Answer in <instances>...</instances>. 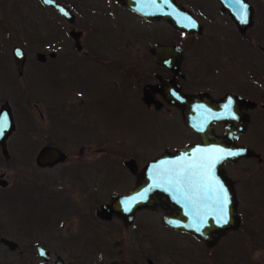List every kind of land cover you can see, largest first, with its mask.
<instances>
[{"label": "rangeland", "instance_id": "1", "mask_svg": "<svg viewBox=\"0 0 264 264\" xmlns=\"http://www.w3.org/2000/svg\"><path fill=\"white\" fill-rule=\"evenodd\" d=\"M56 1L71 10V24L39 0H0V104L7 100L15 124L7 138L8 159L0 153V172H5L8 184L0 187V236L16 242L24 252H32V243L41 242L50 252L64 256L97 253L99 261L115 258L126 264H141V249L149 246L155 258L157 252L172 254L167 264H264V108L259 106L264 98V55L257 47L264 51V0H247L252 20L243 34L235 31L226 14L220 15L213 0L206 8L197 0H178L204 25L199 34L190 35L161 19L137 17L113 0ZM70 29L81 32L79 43L89 51L87 58L80 59L98 56L103 66L72 57ZM153 42L182 47L184 68L193 69L182 82L187 89L202 87L218 96L239 90V83L257 102L236 143L251 148L259 159L224 163L234 187L239 226L209 248L181 230L162 226L158 208L135 211L125 226L115 216L105 220L92 213L109 194L130 190L132 174L123 161L133 158L137 168L142 167L164 150L182 148L194 139L178 113L127 110L123 96L115 95L114 86L120 88L121 80L127 79L128 102H134L140 71L141 84L154 81L158 64L149 53ZM14 45L26 56L21 75L12 62ZM50 50L57 52L54 63L61 64L64 56L79 61L68 79L51 81L43 72L35 73L47 67L37 64L35 52ZM63 97L66 106L75 104L63 125L46 126L45 118L29 110L34 102L45 115L47 101L57 103ZM79 98L80 117L75 111ZM91 128L97 137L89 134ZM43 144L64 150L65 161L36 167L33 157ZM8 252L0 244V255Z\"/></svg>", "mask_w": 264, "mask_h": 264}, {"label": "water", "instance_id": "2", "mask_svg": "<svg viewBox=\"0 0 264 264\" xmlns=\"http://www.w3.org/2000/svg\"><path fill=\"white\" fill-rule=\"evenodd\" d=\"M222 11H226L235 29L243 33L252 20V9L247 0H217ZM51 7L68 24L73 21L70 9L55 0H39ZM120 5L145 19H162L179 32L199 34L202 25L189 11L175 0H116ZM73 46L78 48L80 31L68 30ZM149 53L156 63L173 73H178L181 51L178 45L153 42ZM53 53H49L53 57ZM12 62L17 75H21L25 61L23 50L14 45L11 48ZM37 61H43L41 52L35 53ZM159 90L164 100L180 110L182 122L199 139V143H189L173 151L164 150L144 163L140 170L132 159L124 161V166L134 177L133 185L123 194H111L105 204H100L98 214L102 219L118 217L124 225L130 224L134 212L153 209L165 205L170 208L161 221L169 228L190 233L206 247H212L228 231L239 226L237 200L232 180L225 174L224 163L236 162L240 158L259 155L246 145L235 144L237 136L245 131L248 114L245 110L254 107V102L235 93H224L217 99L206 92L184 93L176 82L157 76ZM157 86H151L156 89ZM262 106L264 107V100ZM223 125L220 134H214L211 124ZM13 121L7 103L0 106V153L7 159L5 140L13 130ZM236 153L227 155V153ZM63 152L51 145L41 146L35 156L37 167H51L62 162ZM6 181L0 177V186ZM225 223L222 218H225ZM1 243L9 250L16 243L1 238ZM36 252H44L35 245Z\"/></svg>", "mask_w": 264, "mask_h": 264}, {"label": "flooded vegetation", "instance_id": "3", "mask_svg": "<svg viewBox=\"0 0 264 264\" xmlns=\"http://www.w3.org/2000/svg\"><path fill=\"white\" fill-rule=\"evenodd\" d=\"M56 1V0H55ZM114 2H116V0H113ZM218 6L216 7V10H218L220 12V15H225L228 17L229 21L231 22V24L233 25L232 21L230 20L228 14L226 13V11H222L220 9V6H219V3L217 0H213ZM212 0H202V1H199L197 0V4L198 5H203V7L206 8V3L211 5V4H214ZM60 3V2H59ZM175 3L178 4V5H181L185 10L189 11L191 13V15L195 18V16L193 15V11L188 9V6L178 0H175ZM117 5H119L120 8L124 9L125 11H128L130 13H132L133 15L137 16V17H140L144 20H152V19H145L139 15H137L136 13L132 12L131 10L127 9L126 7H124L123 5H120L116 2ZM48 7V6H47ZM50 9H52L51 7H49ZM53 10V9H52ZM55 11V10H53ZM71 11V10H70ZM56 12V11H55ZM224 13V14H223ZM202 14V13H200ZM61 17V16H60ZM62 18V17H61ZM63 19V18H62ZM196 19V18H195ZM64 20V19H63ZM162 20V19H161ZM197 20V19H196ZM65 21V20H64ZM164 21V20H163ZM200 22V21H199ZM201 23V22H200ZM202 25V30H203V24L201 23ZM234 26V25H233ZM235 28V26H234ZM247 30V29H246ZM245 30V31H246ZM177 31V30H176ZM235 31L237 33H239L236 29ZM244 31V32H245ZM179 32V31H177ZM243 32V33H244ZM181 34H195V33H185V32H179ZM243 33H239V34H243ZM68 35V34H67ZM164 44H169V43H164ZM175 45H178L175 43ZM179 48H180V51H181V60L179 62V69H178V73H173L171 70H169L167 67L163 66V65H159L158 64V70L156 72H153L152 73V79L154 81H151V80H148V81H144L142 84H141V71L138 73V77H137V81H136V85H139V88H140V91L138 90V93H135L136 96H135V100L134 102L130 103L128 102V100L130 98H128V91L131 90L130 87L131 85L129 83H126V86H124V81L126 82V80L122 79L121 81V84L119 83V87L117 86H114V92H115V89H116V92H115V95H122L123 96V102L126 104L125 108L128 110L130 108H132L133 110H138L141 111V109H144L146 111L148 110H151L150 112H158L160 110H170L172 112H176L180 115V110L173 104H170L168 102H166L163 98V96L161 95V93L159 92V90L162 89L161 86H158V80H157V76L163 78V79H167L168 81H172V82H176L178 85H179V88L182 92L184 93H195V92H198V91H202V92H206L211 98L213 99H217L219 98L221 95H223L224 93H227V92H232V93H235L237 95H240L242 97H245L249 100H252L254 102V107L251 108V109H247L245 110L248 114V118H249V110H252L254 108L257 107V102L254 101L250 96H248L247 92H244L242 86L238 83V86H239V90L237 91H226V92H223L221 95H218V96H213V93L210 91V90H205L203 89L202 87H199V88H192V89H187L186 87L183 86L182 82L185 80L187 74L189 73H193V69H190V70H185L184 68V61H185V56L183 54V50H182V47L180 45H178ZM258 49L263 53L264 55V51L263 49L260 47V46H257ZM12 48V47H11ZM72 48L74 49L75 52H73V56L72 57H77L79 60H81V62H84V63H90V64H96V63H100L104 64V60H100L99 57L95 56H91L89 57V60H82L80 58H87L88 56V53L89 51L88 50H85V47L83 45H80L78 48H75L73 45H72ZM92 49V47H91ZM92 52V50H90ZM53 53V57H50L49 56V53ZM96 52V51H95ZM10 53H11V49H10ZM36 53V52H35ZM44 54L45 56V59L43 61H37L35 59V61L37 62V64L39 65H42V66H47L46 67V70H37L35 73H40V72H43L47 77H50V80L52 81V79L54 78H59V79H62L63 78H66L68 79L71 75V67L73 66V69H77L79 66L77 65V63L79 61H74V60H67L68 58H71V56H64V60L61 61V64L60 62H52V60H54V58H56L57 56V52L55 53V51L53 50H50L49 52H41ZM196 56V55H195ZM193 56V58L195 57ZM26 58V56H25ZM34 58H35V54H34ZM100 58H104V56L100 57ZM48 59V60H47ZM155 59V58H154ZM156 63V60L154 61ZM36 64V65H37ZM54 64V65H52ZM157 64V63H156ZM49 65H52V66H49ZM36 68V67H35ZM105 68V70H107L108 68L107 67H103ZM214 69V67H213ZM212 70V66H209L208 67V72L210 73ZM16 72V71H15ZM17 74V73H16ZM106 74L109 75V71H106ZM140 75V76H139ZM77 75L76 74H73V78L72 80H74V78L76 77ZM107 82L111 83L109 80H107ZM112 84V83H111ZM110 84V85H111ZM114 85V84H112ZM151 86H157L156 89H152ZM136 89V88H134ZM111 93H113V87H112V90H110ZM32 95V94H30ZM79 97H81V95L78 93ZM64 98V97H63ZM80 99V100H79ZM78 99V109H76V113H77V116L80 117V114H81V108H80V104H81V98ZM264 100V98H262ZM44 100V99H43ZM47 101L46 99L44 100V102ZM3 103H7L8 107H9V110H10V113H11V117H12V121H13V130L11 131V133L14 131L15 129V124H14V117L12 115V112H11V109H10V105L8 104L7 100H4L0 106L3 104ZM66 101H65V98L64 99H59L57 101V103L55 102H48L47 101V104L49 105L48 107L45 108V115H43V113L39 110H37V106H36V103L32 102L31 103V108L29 110H35L37 113V116L39 119L43 120V118H45L46 120V126L47 125H50L51 126H54L56 124H59L61 123V125H63L65 123V116L67 114V116H70V112L72 110H74V105H69V106H66ZM263 104V101L262 103L259 105L260 107L264 108L262 106ZM67 112V113H66ZM62 114V115H61ZM83 114V113H82ZM84 115V114H83ZM85 116V115H84ZM181 117V116H180ZM86 118V117H85ZM81 119V118H80ZM28 121H29V117H28ZM78 121V120H76ZM249 121V120H248ZM26 122V121H25ZM86 122V120H85ZM84 122V123H85ZM79 123H81V121L79 120ZM248 124V123H247ZM183 125L185 126V124L183 123ZM186 127V126H185ZM217 127H218V131H217ZM247 127V126H246ZM187 128V127H186ZM220 129V130H219ZM95 128H91V130L89 131V134L92 136V137H97L96 135V132L94 131ZM211 130L214 134H220L223 130V125L222 123H219V122H213L211 124ZM246 130V128H245ZM187 132L190 134L191 137H193V141L191 143H199V139L198 137L190 130L187 128ZM11 135V134H10ZM9 135V136H10ZM8 136V137H9ZM7 137V138H8ZM239 135L237 136V138L235 139L234 143L235 144H238L236 143V140L238 139ZM51 143V142H49ZM189 144V141H186L184 145H187ZM43 145H51V144H43ZM41 145V146H43ZM240 145V144H238ZM40 146V147H41ZM51 146H54V145H51ZM39 147V148H40ZM57 147V146H55ZM183 147V146H182ZM38 148V149H39ZM58 148V147H57ZM181 148V147H179ZM5 149H6V152H7V155L9 157V153H8V150H7V139L5 140ZM60 149V148H59ZM82 148H80L79 152L81 153ZM177 149V148H176ZM61 150V149H60ZM174 150V149H173ZM63 152V154L65 155V158L62 162L60 163H63L67 157L66 153L64 152V150H61ZM37 152V151H36ZM36 154V153H35ZM35 156V155H34ZM4 160H7L5 158H3ZM128 159H132L134 161L133 158H128ZM127 159V160H128ZM82 160V159H80ZM94 159L90 158V161H92ZM33 162H34V157H33ZM59 163V164H60ZM78 170H81V162L79 161L78 162ZM35 165V164H34ZM123 165H124V161H123ZM36 166V165H35ZM37 167V166H36ZM40 168V167H38ZM44 168V167H43ZM93 169V168H90V170ZM127 169V168H126ZM141 169V166H139L137 168V170H140ZM128 170V169H127ZM75 172H78L76 171L75 169ZM62 176L65 175V173H61ZM0 177H2L4 180H5V172L1 171L0 172ZM132 179L134 181V177L132 176ZM6 181V180H5ZM7 181H6V185L4 187L0 186L1 188H5L7 186ZM132 185H133V182H132ZM131 185V187H132ZM130 187V188H131ZM129 188V189H130ZM128 190L126 191H123V192H120V193H111V194H123L125 192H127ZM80 193H83V192H80ZM109 194V196L111 195ZM108 196V198H109ZM108 201V200H107ZM106 201V202H107ZM106 202H103L101 204H105ZM99 207V206H98ZM155 208H158L162 214L160 216V224L166 228H169L168 226H166L165 224L162 223L161 221V217L162 215L165 213V212H169L170 211V208L165 206V205H162V206H157ZM153 208V209H155ZM153 209H141V211H152ZM92 213L97 216V217H100L102 218L99 214H98V208L97 209H94V211H92ZM91 216V215H90ZM114 216V215H113ZM113 216H111L110 218H112ZM116 217V216H115ZM118 218V217H117ZM65 219V218H63ZM61 220L60 222L64 221V220ZM119 219V218H118ZM106 220V219H105ZM109 220V219H108ZM120 220V219H119ZM121 224L123 226H125L123 224V222L120 220ZM169 229H172V228H169ZM172 230H175V229H172ZM182 232H185V231H182ZM186 234L190 235L192 238L193 236L188 233V232H185ZM1 238H4L3 236H0V240ZM195 238V237H194ZM198 242H201L199 239H198ZM16 243V242H15ZM202 243V242H201ZM0 244L4 247L7 248V246L3 245L0 241ZM33 246V251L32 252H24L23 249H17V244L16 246L14 247V249L12 250H9L8 253H5L3 255H0V264H126L125 263V260L123 259H115V258H109L107 260H104V261H99L100 259H96L98 258V255L97 253H94V254H89V255H82V254H78L76 256H74V254L72 255H62L61 253H53V252H50L49 249L47 247H45L44 245L41 244V242L39 243H32ZM38 244L40 245L42 248L45 249L44 252H41V253H37L36 252V248H35V245ZM150 244V243H149ZM203 244V243H202ZM204 245V244H203ZM204 247H206L204 245ZM206 248H209V247H206ZM13 250H16V251H13ZM152 247L149 246V248H147L146 250L144 249H141V264H167L168 260L170 259V257L172 256V254H169L168 253H165V254H162V253H159L157 252L156 254V258L153 257L152 255ZM133 264H136L135 262H133Z\"/></svg>", "mask_w": 264, "mask_h": 264}, {"label": "snow or ice", "instance_id": "4", "mask_svg": "<svg viewBox=\"0 0 264 264\" xmlns=\"http://www.w3.org/2000/svg\"><path fill=\"white\" fill-rule=\"evenodd\" d=\"M235 154L236 153H232V152L227 153V155H235ZM222 219L224 220L225 223L227 222L226 217L225 218H222Z\"/></svg>", "mask_w": 264, "mask_h": 264}, {"label": "trees", "instance_id": "5", "mask_svg": "<svg viewBox=\"0 0 264 264\" xmlns=\"http://www.w3.org/2000/svg\"><path fill=\"white\" fill-rule=\"evenodd\" d=\"M247 229V232H249V229L248 228H246ZM246 229H245V231H246Z\"/></svg>", "mask_w": 264, "mask_h": 264}]
</instances>
